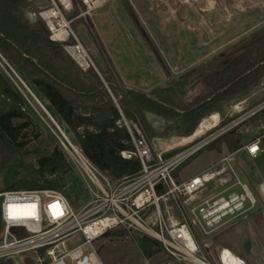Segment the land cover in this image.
<instances>
[{"label":"trees","instance_id":"obj_1","mask_svg":"<svg viewBox=\"0 0 264 264\" xmlns=\"http://www.w3.org/2000/svg\"><path fill=\"white\" fill-rule=\"evenodd\" d=\"M121 1L137 31L150 41L129 0ZM30 5L27 0H0V55L14 71L12 79L18 85L24 83L63 126L65 134L76 135L86 157L115 182L141 170L139 160L121 156L123 151L132 150L129 133L117 124L121 112L127 119L140 120L151 141L165 138L171 132L186 138L194 134L207 116L214 113L223 116L228 104L248 96L264 81V27L177 79L152 45L167 83L145 94L124 88L101 42L97 44L104 69H81L60 43L51 41L41 20L27 16ZM97 39L95 35L94 40ZM12 79L0 67V173L13 159L31 154L35 164H26L27 174L0 193L47 189L64 193L67 178L73 173L72 166L61 144H55L52 149L29 150L31 142L26 132L34 128V122L24 111L26 98ZM262 112L260 117L264 118ZM146 113L159 118L164 128L150 125ZM257 127L261 134L251 142L264 136V120L258 121ZM79 130H83V134ZM246 138L245 134L234 130L207 149L221 151L226 146L230 153L236 152L244 147ZM126 234L123 230H112L106 236ZM140 245L145 258L151 257L158 247V243L149 238H141ZM38 254L42 257L44 252ZM0 264L15 262L2 259ZM26 264L35 263L27 259Z\"/></svg>","mask_w":264,"mask_h":264},{"label":"built area","instance_id":"obj_2","mask_svg":"<svg viewBox=\"0 0 264 264\" xmlns=\"http://www.w3.org/2000/svg\"><path fill=\"white\" fill-rule=\"evenodd\" d=\"M27 1L34 6L28 16L45 24L51 41L60 43L84 71H98L75 25L114 0ZM69 15L73 17L69 19ZM0 59L11 69L1 55ZM262 111L264 103L250 113L251 118ZM117 124L127 130L132 144V150L123 151L121 156L139 160L141 170L115 182L79 146L70 143L71 157L89 183V202L77 210L61 191H3L0 260L36 255L40 264H103L96 242L109 231L123 230L158 243L154 254L142 264H232L223 259L225 249L215 256L205 237H214L237 221H250L264 210H257V200L240 178L239 152L225 156L188 181L179 183L175 175L186 161L231 132L239 122L216 130L219 123L205 136L160 152L155 151L140 120L127 119L121 112ZM244 149L253 158L261 152L259 141ZM78 235L82 242L69 246ZM40 251L44 252L42 257Z\"/></svg>","mask_w":264,"mask_h":264},{"label":"rangeland","instance_id":"obj_3","mask_svg":"<svg viewBox=\"0 0 264 264\" xmlns=\"http://www.w3.org/2000/svg\"><path fill=\"white\" fill-rule=\"evenodd\" d=\"M129 2L134 9L135 7L140 8L139 0H129ZM152 3L155 4V23L149 28H145L150 41L137 31L121 0L108 3L87 21L80 22L75 27L95 65L102 70L104 69L97 44L101 42L122 80L130 88L140 92L165 85L166 77L152 45H154L155 51L158 52L162 61L168 66L167 58L171 59L172 55L177 57L173 61L182 60L184 62L186 57L191 59L207 54L203 48V42L206 38L210 39L209 36L215 35V27L217 28L219 25H216L210 16H206L207 12L202 13L204 10H201V7L208 6L207 11H212V13L217 5L222 8L223 17L221 21L225 25L223 27L224 34L227 31L225 36L230 34L229 31H234L233 28L236 30L238 28L236 25L240 21L247 22V19L250 21V25L242 26L240 35L246 34L248 30H250L249 33H253L264 27V0H239L238 3L236 0H147L146 4L149 5V9H151ZM33 8V5L29 6L27 16ZM200 12L202 16H200ZM200 23L204 24L205 27H201ZM95 35L100 41L94 40ZM227 38L230 39V35ZM227 42L224 41L226 44ZM227 45L223 51L232 47V43ZM207 51L209 54L211 49L207 48ZM197 60L194 59V61ZM0 67L12 79V71L2 63L1 59ZM12 81L14 80L12 79ZM14 83L26 98L27 106L24 111L31 115L34 122V128L30 127L26 132L27 138L31 142L29 150L32 151L38 147L52 149L55 144L62 145L73 169V173L67 178L64 193L73 203V206L77 210H81L89 202L90 193L87 178L75 165L70 154V143L76 147L79 146L76 135H66L63 126L52 117L63 134L66 135L69 141L67 143L62 133L41 109L37 101L23 87L21 81V85L19 84L21 87L16 81ZM144 83H147V87L144 86ZM263 103L264 81L248 96L226 106L224 115L219 114L220 126L216 130L234 121L239 122V125L231 131L237 130L245 134L247 137L245 145L252 143L251 140L261 134L257 126L258 121L264 120V118L260 117L262 116L261 113L251 118L250 113ZM21 122L24 121L21 120ZM156 126L161 127V123H157ZM216 130L212 131L211 134ZM187 138L189 139V137ZM182 139L184 138H180L171 132L165 138H155L152 143L155 151L160 152L184 143L185 141ZM256 141H259L261 152L254 158L245 153L241 154L238 171L242 181L250 187L258 202L257 210H259L264 207V136ZM180 151L182 149L177 152ZM218 159L219 157L215 153H211L209 149H203L178 169L175 178L179 183L187 181L208 170L207 167ZM26 164H35L33 154L10 161L6 170L0 173V190L6 189L15 180L23 178L27 174L25 171ZM140 239L141 237L136 234L133 236L128 234L104 236L96 242V247L103 264H142L145 257L142 253ZM205 239L210 240L215 256L222 249H229L233 256L243 260L246 264H264V210L258 211L250 221H237L222 229L214 237H205ZM81 242V237L78 235L72 239L69 246H75ZM27 259L32 260L35 264H40L36 255H28L23 259L17 258L14 262L15 264H26Z\"/></svg>","mask_w":264,"mask_h":264},{"label":"crops","instance_id":"obj_4","mask_svg":"<svg viewBox=\"0 0 264 264\" xmlns=\"http://www.w3.org/2000/svg\"><path fill=\"white\" fill-rule=\"evenodd\" d=\"M140 1V8L138 9L137 7H135V10H136V13H137V15H138V17H139V19H140V21H141V23H142V25H143V27L144 28H149L150 27V25H153V23H155V4L154 3H152L151 4V9H149L148 7H149V5H147L146 4V1L147 0H139ZM238 1L239 0H236V2L238 3ZM142 3V4H141ZM216 3H218L217 1H216ZM147 5V6H146ZM218 6V5H217ZM215 7V11H213V13H212V11L210 12V11H207L208 10V6H203V7H201L200 9L201 10H204L202 13H205V12H207L206 13V16H210V18H212L213 20L212 21H214L215 22V24L216 25H219V27H220V29H219V27H215V35H212V36H209V37H211L210 39H205L204 40V42H203V48L205 49V51L207 52V54H202L201 56H199V57H197V56H195V57H193V58H184L185 60H184V62H182V60H179V61H173V59H176L177 57H175V56H171L172 58L170 59V58H167V61H168V64H169V66H170V69H171V71H172V73H173V78H175V79H177L180 75H182L183 73H185V72H187L188 70H190V69H192V68H194L195 66H197V65H200V64H207V63H209L212 59H213V57L214 56H216V55H218V54H220V53H222L223 52V49H225V47H226V45L227 44H229V43H232V46L234 45V44H236V43H238L239 41H241V40H243L244 38H247L249 35H251L252 33H249V31L250 30H248L247 31V33L246 34H243V35H240V33L239 32H241V30H240V28L242 27V26H245V25H250V21L247 19V22H241L240 21V23H238V25H236V27H238L236 30L233 28V30L234 31H232V32H230L229 31V33L230 34H228V35H230V39L229 38H227V36H225V34H226V32H225V34H224V31H223V27H225V25H223L222 24V21H221V19H222V17H223V11H222V8H219V6L218 7ZM238 10H240V9H238ZM200 14H201V12H200ZM200 16H202V14L200 15ZM203 22H205V20H203ZM200 26L202 27H205V25L203 24H201L200 23ZM256 32V31H255ZM236 33H238V34H236ZM254 33V32H253ZM224 41H228L227 42V44L226 43H224ZM228 46V45H227ZM207 48H210L211 49V52L208 54V51H207ZM227 48V47H226ZM108 54V53H107ZM188 59H190V60H188ZM193 59V60H192ZM194 59H198L197 61H194ZM188 60V61H187ZM112 61V60H111ZM192 61V62H191ZM159 62H160V60H159ZM113 63V62H112ZM114 65V64H113ZM115 67V66H114ZM162 68V67H161ZM116 69V68H115ZM163 70V69H162ZM117 71V70H116ZM164 72V71H163ZM118 73V72H117ZM119 74V73H118ZM164 75H165V73H164ZM120 76V75H119ZM165 77H166V75H165ZM120 78H121V76H120ZM121 80H122V78H121ZM166 81H165V85H166V83H167V78L165 79ZM122 82H123V85H124V88L125 89H129V90H135V89H132V88H130L128 85H127V83L126 82H124L123 80H122ZM164 85V86H165ZM144 86L145 87H147V83H144ZM164 86H160V87H164ZM28 88V87H27ZM157 88H159V87H157ZM29 89V88H28ZM154 89H156V88H152V89H147V91H144L143 93H145V94H149L151 91H153ZM136 91V90H135ZM140 92V91H139ZM212 116H214L215 118H216V121L215 122H213V121H211L210 120V117H212ZM220 123V115L218 114V113H214V114H212V115H209V116H207L205 119H203L202 120V122L200 123V125L197 127V129H196V131L197 130H199V129H203V132H201L199 135L200 136H198V137H202V136H205V135H207L208 134V132H210V130H212V129H214V128H216L217 126H218V124ZM204 124V125H203ZM209 128V129H208ZM195 131V132H196ZM195 132H194V134H195ZM202 134V135H201ZM192 136V135H191ZM190 137V136H189ZM187 138V137H186ZM259 138H261V137H259ZM193 140V139H192ZM191 141V140H190ZM246 145H248V144H246ZM246 145H244V147L242 148V149H240V150H238V151H236V152H239V155H238V162H239V157H240V155L241 154H243V153H245V154H248L247 153V151L244 149L245 148V146ZM209 151L211 152V153H215L218 157H219V159L217 160V161H214L212 164H210L207 168H210L211 166H213V165H215V164H217L218 162H220L225 156H227V155H229V154H233V153H236V152H232V153H230L229 151H228V149H227V147L226 146H223L222 148H221V151H218V150H212V149H209ZM249 155V154H248ZM250 156V155H249ZM251 157V156H250ZM196 177V176H195ZM192 178H194V177H192ZM192 178H190V179H192ZM189 179V180H190ZM188 181V180H187ZM183 182V181H182ZM185 182V181H184Z\"/></svg>","mask_w":264,"mask_h":264},{"label":"water","instance_id":"obj_5","mask_svg":"<svg viewBox=\"0 0 264 264\" xmlns=\"http://www.w3.org/2000/svg\"><path fill=\"white\" fill-rule=\"evenodd\" d=\"M73 15H69L68 18H72ZM29 93L32 95V97L37 101V103L40 105L41 109L47 114V116L51 119V121L56 124V122L54 121V119L52 118V116L49 114V112L45 109V107L38 101V99L33 95V93L28 89ZM146 118H147V121L150 125H155L157 123H161V128L163 127V122L157 118L155 115L151 114V113H146ZM58 130L63 133L61 131V129L59 128V126L56 124L55 125ZM1 204H2V199L0 198V231H1V228H2V217H1Z\"/></svg>","mask_w":264,"mask_h":264},{"label":"bare ground","instance_id":"obj_6","mask_svg":"<svg viewBox=\"0 0 264 264\" xmlns=\"http://www.w3.org/2000/svg\"><path fill=\"white\" fill-rule=\"evenodd\" d=\"M210 120L211 121H213V122H215L216 120H215V117L214 116H212V117H210ZM204 125V124H203ZM209 129V128H208ZM202 130V131H201ZM203 132V129L201 128V129H199V130H197L196 132H195V136H190L189 137V139L188 138H184V139H182V140H184L185 142L184 143H181V144H177V147H181V146H184V145H186V144H188V143H190V142H192L193 140H196V139H198V138H200V137H197V135H199L201 132ZM202 135V134H201ZM200 136V135H199ZM193 139V140H192ZM191 140V141H190ZM223 259L225 260V261H230V262H232V264H246L243 260H241V259H239V258H236L235 256H233L232 254H231V252L229 251V250H225V253H224V255H223Z\"/></svg>","mask_w":264,"mask_h":264}]
</instances>
